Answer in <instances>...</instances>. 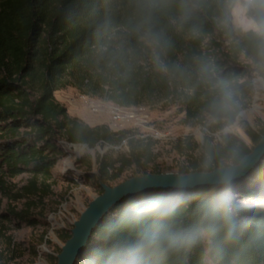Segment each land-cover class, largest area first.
I'll return each mask as SVG.
<instances>
[{"label": "trees", "instance_id": "trees-1", "mask_svg": "<svg viewBox=\"0 0 264 264\" xmlns=\"http://www.w3.org/2000/svg\"><path fill=\"white\" fill-rule=\"evenodd\" d=\"M129 12L128 0H0V171L9 176L31 173L23 188L24 196L41 195L48 189L46 179L62 155L61 142L94 147L100 142L120 145L127 140L129 150L115 160L100 155L99 172L106 180L117 179L134 165L145 172L154 160L149 138L125 130L113 131L107 125L89 126L70 115L56 99L55 91L59 89L73 86L85 95L119 106L164 99L166 106L180 104L191 124L200 123L203 97L194 82H169L153 72L142 58L115 53L105 26L120 24ZM160 26L170 41L172 62L194 64L202 58L212 61L222 75L242 78L251 74L236 46L234 53L229 54L224 43L216 39V35H225L215 28L210 16L184 19L173 5L160 17ZM102 44L108 46V51L99 50ZM250 87L252 81L241 84L242 96L249 93ZM259 137L252 133L254 140ZM204 150L202 144L199 156L180 170H197ZM242 150L244 154L249 150L243 142ZM0 190H7L3 183ZM161 191V187L148 188L115 204L93 230L75 264H109L117 241L133 235L122 223L125 212L131 210L133 203ZM205 199L199 197L181 209L178 225L194 223L195 209ZM262 199L264 156L247 174L238 177L234 188L238 218L249 221L239 238L223 243L218 237L213 245L201 241L190 251L173 253L159 264H264ZM3 235L0 228V237Z\"/></svg>", "mask_w": 264, "mask_h": 264}, {"label": "clouds", "instance_id": "clouds-1", "mask_svg": "<svg viewBox=\"0 0 264 264\" xmlns=\"http://www.w3.org/2000/svg\"><path fill=\"white\" fill-rule=\"evenodd\" d=\"M173 5L184 19L210 16L239 50L252 82H264V0H128L129 15L118 25L105 26L119 56L142 58L169 82H194L203 97L197 131L205 145L196 171L170 174L171 179L160 184L143 180L134 186V193L151 187L164 191L133 203L125 212L122 223L133 235L117 241L109 264H159L201 241L213 245L220 237L223 243L234 242L249 223L238 218L234 202L238 177L254 163L242 150L243 126L249 118L241 92L244 80L220 74L210 60L180 64L169 59L171 44L160 17ZM99 50L106 52L108 46L102 44ZM127 67L130 71L132 65ZM202 196L207 199L195 209L196 221L178 225L180 210Z\"/></svg>", "mask_w": 264, "mask_h": 264}, {"label": "rangeland", "instance_id": "rangeland-1", "mask_svg": "<svg viewBox=\"0 0 264 264\" xmlns=\"http://www.w3.org/2000/svg\"><path fill=\"white\" fill-rule=\"evenodd\" d=\"M215 37L224 43L229 54L234 53V45L226 36ZM241 79L244 84L252 81V76L247 74ZM249 90L242 96L249 112L242 142L251 147L254 145L252 133L260 134L264 130V82H252ZM55 97L70 115L89 126L107 125L113 131L125 130L137 137L149 138L154 160L145 172L180 170L199 156L203 144L198 136L199 124H191L178 103L166 106L164 99H153L139 106H119L100 97L85 95L73 86L55 91ZM60 145L62 155L45 178L49 187L41 195L24 196L23 188L32 177L30 172L9 176L0 171V184L7 188L0 190V228L4 234L0 237V264H55L74 220L93 197L101 193L100 155L111 161L129 150L127 140L120 145L100 142L94 147L67 142ZM138 173L144 171L134 165L126 168L117 179L106 181L115 185ZM260 201L264 203V199Z\"/></svg>", "mask_w": 264, "mask_h": 264}, {"label": "water", "instance_id": "water-1", "mask_svg": "<svg viewBox=\"0 0 264 264\" xmlns=\"http://www.w3.org/2000/svg\"><path fill=\"white\" fill-rule=\"evenodd\" d=\"M259 135V139L254 140V145L251 147L248 146L249 150L244 154L245 157L254 160V163L239 177L247 174L248 171L264 156V130ZM83 146L89 147L87 144H83ZM177 172L186 171L172 170L166 172L151 171L141 174L138 173L115 185L108 183L106 179L102 178L100 175L99 183L101 186V193L95 195L81 212L79 218L74 220L70 235L67 237L66 241L61 244V250L57 254L55 264H75L82 248L87 244L93 230L100 224L103 217L110 212L115 204L121 201L124 197L134 193L132 189L136 184L143 180L151 181L155 184L164 183L171 179L170 174Z\"/></svg>", "mask_w": 264, "mask_h": 264}]
</instances>
